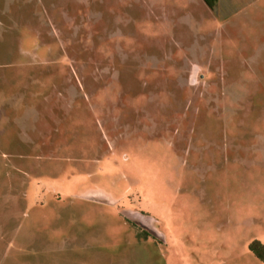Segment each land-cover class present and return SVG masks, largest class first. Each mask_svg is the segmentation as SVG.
<instances>
[{"label": "rangeland", "instance_id": "rangeland-1", "mask_svg": "<svg viewBox=\"0 0 264 264\" xmlns=\"http://www.w3.org/2000/svg\"><path fill=\"white\" fill-rule=\"evenodd\" d=\"M254 242L264 0H0V264H264Z\"/></svg>", "mask_w": 264, "mask_h": 264}, {"label": "trees", "instance_id": "trees-1", "mask_svg": "<svg viewBox=\"0 0 264 264\" xmlns=\"http://www.w3.org/2000/svg\"><path fill=\"white\" fill-rule=\"evenodd\" d=\"M204 5L210 9L213 10L219 0H202ZM147 234L146 232H144ZM252 253L260 260L264 261V246L260 244L259 242H254L250 247Z\"/></svg>", "mask_w": 264, "mask_h": 264}]
</instances>
